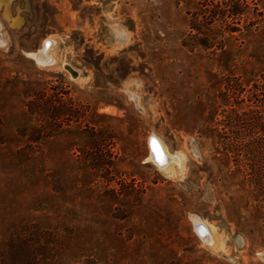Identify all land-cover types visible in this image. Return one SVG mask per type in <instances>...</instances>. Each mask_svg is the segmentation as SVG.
Here are the masks:
<instances>
[{
    "label": "rangeland",
    "instance_id": "rangeland-1",
    "mask_svg": "<svg viewBox=\"0 0 264 264\" xmlns=\"http://www.w3.org/2000/svg\"><path fill=\"white\" fill-rule=\"evenodd\" d=\"M211 2L0 0V256L24 241L30 264H264L246 136L228 120L254 106L232 77L264 58V1L251 30L190 31ZM31 82L86 111L109 166L84 160L85 122H63L30 164L16 156ZM150 136L181 162L157 166Z\"/></svg>",
    "mask_w": 264,
    "mask_h": 264
},
{
    "label": "trees",
    "instance_id": "trees-1",
    "mask_svg": "<svg viewBox=\"0 0 264 264\" xmlns=\"http://www.w3.org/2000/svg\"><path fill=\"white\" fill-rule=\"evenodd\" d=\"M261 1L264 0H216V3L211 2L210 8L198 9L192 14L188 23L190 31L217 36L224 31L251 30L253 26L259 24L260 13H258L257 6ZM215 49L220 50L221 53L225 52L223 46ZM252 62H249L248 66L250 67L243 76L232 77V80L235 81L232 83V92L240 91L243 82H252L254 91H251L249 100H253L254 106L248 105L247 109L241 106L240 109H245L241 112L235 107L231 108L228 120L232 130L242 127L241 129L245 133L246 140L242 144V150L248 157V163L246 165L244 163L249 172L246 181L256 197L257 206L264 209V58ZM28 86L22 104L29 120L25 126L18 130V134L25 139V143L15 153L20 160L26 164L34 162L38 156L37 143L41 139L55 134L63 122L69 127L79 122H85V128H82L81 134L85 132L90 134L82 135L81 139L82 144L80 145L84 160L89 162L91 168L99 171L112 163L108 159L110 155L104 149L106 139L99 134L97 125L87 121L88 115L85 110L77 108L70 99H61L59 95L61 91L57 86H47L37 82H31ZM237 102L232 100L230 105L238 106L239 103H244V99ZM245 122L246 124L242 125ZM1 126L0 122V143L3 139ZM234 150L232 145L230 152L234 153ZM235 164L237 167L241 166L238 162ZM21 251H25L28 256L20 257ZM35 251L36 248L29 242L23 241L17 245L9 244L0 257L3 264H5L3 258L10 260L8 264H30L36 262Z\"/></svg>",
    "mask_w": 264,
    "mask_h": 264
},
{
    "label": "bare ground",
    "instance_id": "bare-ground-1",
    "mask_svg": "<svg viewBox=\"0 0 264 264\" xmlns=\"http://www.w3.org/2000/svg\"><path fill=\"white\" fill-rule=\"evenodd\" d=\"M52 60L53 59H51V61ZM157 140H159V139H157ZM157 140H154L153 150L151 151V159L153 161H155L156 165L159 166L161 169H168L169 167H171L175 163L179 164L181 162L179 157L172 155L169 152V150L167 149L166 145L161 140H159V141H157ZM156 148L160 149V154L163 156H161L160 154L159 155L157 154V152L155 150ZM208 231H209V234L213 233L212 226L208 227Z\"/></svg>",
    "mask_w": 264,
    "mask_h": 264
},
{
    "label": "water",
    "instance_id": "water-1",
    "mask_svg": "<svg viewBox=\"0 0 264 264\" xmlns=\"http://www.w3.org/2000/svg\"><path fill=\"white\" fill-rule=\"evenodd\" d=\"M32 58V57H31ZM33 59V58H32ZM34 61H35V59H34ZM68 70L69 71H71L72 73H75L70 67H68ZM149 138H151V140H153V142H154V140H156L153 136H150ZM156 145V144H155ZM157 146V145H156ZM161 155V154H160ZM161 156H163V155H161ZM201 227V226H200Z\"/></svg>",
    "mask_w": 264,
    "mask_h": 264
},
{
    "label": "snow or ice",
    "instance_id": "snow-or-ice-1",
    "mask_svg": "<svg viewBox=\"0 0 264 264\" xmlns=\"http://www.w3.org/2000/svg\"><path fill=\"white\" fill-rule=\"evenodd\" d=\"M155 150H156L157 154L159 155L160 154V149L156 148Z\"/></svg>",
    "mask_w": 264,
    "mask_h": 264
}]
</instances>
